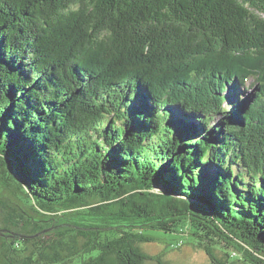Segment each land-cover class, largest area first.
Segmentation results:
<instances>
[{
	"label": "trees",
	"instance_id": "trees-1",
	"mask_svg": "<svg viewBox=\"0 0 264 264\" xmlns=\"http://www.w3.org/2000/svg\"><path fill=\"white\" fill-rule=\"evenodd\" d=\"M259 12L264 0H0V186L22 202L3 223L42 232L0 235V264H164L140 247L146 229L186 233L211 264H264ZM250 78L254 102L225 109L228 84Z\"/></svg>",
	"mask_w": 264,
	"mask_h": 264
},
{
	"label": "rangeland",
	"instance_id": "rangeland-1",
	"mask_svg": "<svg viewBox=\"0 0 264 264\" xmlns=\"http://www.w3.org/2000/svg\"><path fill=\"white\" fill-rule=\"evenodd\" d=\"M259 14L264 17V13L259 12ZM235 79L238 80L237 77ZM258 90V86L252 78L248 79L246 84H240L239 87L237 83H234L232 81L228 84V87L222 93L224 96L226 95L228 97L224 100L223 107L227 110H231L232 105H237V103H253L256 97L255 93H257ZM224 116V113H218L213 123H219L224 118ZM8 182H11V180ZM15 183L17 184V181H15ZM8 196H10V198H8ZM8 200H10L11 203L13 202V204H22V202H20L16 196L9 194L8 189L0 186V228H5L6 226L3 223V220L7 214L5 203L10 202ZM28 214L35 217V215L31 214L30 212ZM39 218L40 216L38 214L37 219ZM9 227L10 228L7 229L12 230V227ZM185 231H187V229H185ZM144 232L149 237H151L152 240L141 242L140 247L142 248V250L152 256L162 254L163 260L165 261L164 264H211L206 253L202 249L185 243L187 241L186 233H180L177 231L166 232L159 229H146ZM179 242L184 243L181 244L178 248H175V246H177ZM145 264L158 263L155 260H148Z\"/></svg>",
	"mask_w": 264,
	"mask_h": 264
},
{
	"label": "water",
	"instance_id": "water-1",
	"mask_svg": "<svg viewBox=\"0 0 264 264\" xmlns=\"http://www.w3.org/2000/svg\"><path fill=\"white\" fill-rule=\"evenodd\" d=\"M4 159L7 161V163H8V160H9V158L7 157V156H4ZM10 161V160H9ZM6 168V170H7V172H9L10 173V168H11V170L14 172V174L12 175L11 173V175L14 177V179H13V182L15 183V181H17L18 180V182H19V177L18 176H16L17 174H16V172H15V170L13 169V167L12 166H10V163H8V164H6V166H5ZM15 175V176H14ZM17 182V183H18ZM20 183V182H19ZM155 191L156 192H161V193H164V188L162 187V185H156V187H155ZM49 229H46L45 231H43V232H46V231H48ZM42 233V232H41ZM41 233H36V234H32V235H29V234H23V233H18V232H15V231H12V230H10V229H6V228H0V235L1 236H4V237H13V238H32V237H36V236H39Z\"/></svg>",
	"mask_w": 264,
	"mask_h": 264
}]
</instances>
